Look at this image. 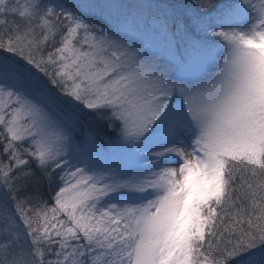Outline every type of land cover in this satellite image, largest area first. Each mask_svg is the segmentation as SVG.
Listing matches in <instances>:
<instances>
[{"label": "snow or ice", "instance_id": "obj_1", "mask_svg": "<svg viewBox=\"0 0 264 264\" xmlns=\"http://www.w3.org/2000/svg\"><path fill=\"white\" fill-rule=\"evenodd\" d=\"M0 264H264V0H0Z\"/></svg>", "mask_w": 264, "mask_h": 264}, {"label": "trees", "instance_id": "obj_2", "mask_svg": "<svg viewBox=\"0 0 264 264\" xmlns=\"http://www.w3.org/2000/svg\"><path fill=\"white\" fill-rule=\"evenodd\" d=\"M222 2H227V0H222Z\"/></svg>", "mask_w": 264, "mask_h": 264}]
</instances>
